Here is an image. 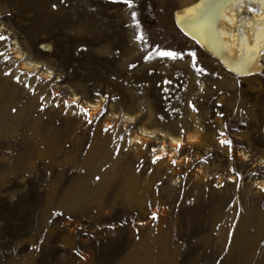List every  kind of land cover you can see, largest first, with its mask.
I'll use <instances>...</instances> for the list:
<instances>
[{"label": "rangeland", "instance_id": "obj_1", "mask_svg": "<svg viewBox=\"0 0 264 264\" xmlns=\"http://www.w3.org/2000/svg\"><path fill=\"white\" fill-rule=\"evenodd\" d=\"M183 4L0 0V264H264V71L201 51Z\"/></svg>", "mask_w": 264, "mask_h": 264}, {"label": "bare ground", "instance_id": "obj_2", "mask_svg": "<svg viewBox=\"0 0 264 264\" xmlns=\"http://www.w3.org/2000/svg\"><path fill=\"white\" fill-rule=\"evenodd\" d=\"M184 4L174 11L177 27L195 42L201 51L215 59L234 78L257 76L264 71V0H183ZM257 9V11H255ZM45 47V46H43ZM21 58L22 51L16 52ZM37 63L24 61L21 66L33 67ZM90 106L96 107L95 104ZM110 114L109 117H113ZM117 117V114L116 116ZM124 122L133 123L134 116L122 114ZM195 131L198 119H192ZM197 134H189L190 139ZM161 137L168 141L171 151L182 145L183 139L163 131L141 125L130 141H148ZM159 153L165 154V145ZM173 153V152H172ZM168 156V160L170 159ZM264 183V182H263Z\"/></svg>", "mask_w": 264, "mask_h": 264}]
</instances>
